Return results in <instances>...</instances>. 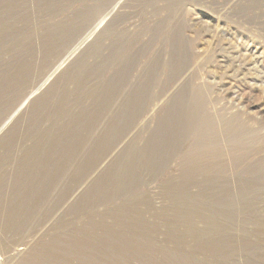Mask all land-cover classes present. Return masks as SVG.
Wrapping results in <instances>:
<instances>
[{"label": "rangeland", "instance_id": "obj_1", "mask_svg": "<svg viewBox=\"0 0 264 264\" xmlns=\"http://www.w3.org/2000/svg\"><path fill=\"white\" fill-rule=\"evenodd\" d=\"M0 264H264V0H0Z\"/></svg>", "mask_w": 264, "mask_h": 264}]
</instances>
